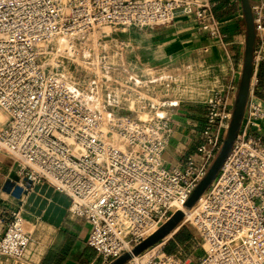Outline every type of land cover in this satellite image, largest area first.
I'll return each instance as SVG.
<instances>
[{"label":"built area","instance_id":"2783aa9c","mask_svg":"<svg viewBox=\"0 0 264 264\" xmlns=\"http://www.w3.org/2000/svg\"><path fill=\"white\" fill-rule=\"evenodd\" d=\"M217 5L0 0V155L17 165L5 189L19 199L46 186L67 198L68 213L89 225L85 244L100 264L131 254L183 212L219 154L242 72L236 77L228 49L244 50L245 35L227 40ZM250 6L252 75L231 150L190 217L127 264H264V0ZM235 12L244 21L241 7ZM180 18L195 22V46L164 53L151 32ZM217 50L229 70L225 88L207 85ZM183 106L201 108L204 120L176 164L170 151ZM186 225L200 240L195 262L178 244L166 253ZM29 243L12 210L0 228V264L20 263Z\"/></svg>","mask_w":264,"mask_h":264},{"label":"crops","instance_id":"0c3cea01","mask_svg":"<svg viewBox=\"0 0 264 264\" xmlns=\"http://www.w3.org/2000/svg\"><path fill=\"white\" fill-rule=\"evenodd\" d=\"M235 0H218L217 10L225 28L228 41H241L244 21L235 10L241 5H231ZM255 0H249L250 5ZM234 9V10H233ZM153 44L164 53L180 52L195 46L196 25L190 18H180L174 21L169 29H157L151 32ZM190 50V49H189ZM243 49L231 47L228 54L233 57L234 69L240 67ZM183 54V53H180ZM215 61L218 66L216 86L225 88L230 76L227 62L223 52L215 51ZM180 61L182 56L179 57ZM212 84L211 79L208 86ZM180 108L177 117V128L172 138L170 155L175 162L180 153L195 143L194 134L187 137L188 132L201 127L204 113L201 108ZM191 127V129H189ZM189 129V130H188ZM186 137L183 138L182 136ZM259 137L264 143V129ZM181 139L180 141H178ZM188 143L185 144V140ZM5 161L0 158V162ZM13 168L0 166V228H6L10 222L12 210H19L23 218L25 231L30 236V243L24 253L22 261L18 264H100L95 253L86 247V241L91 232L89 225L68 213V199L52 191L46 186H38L29 190L21 198H13L5 189V183L10 177ZM3 264H16L5 260Z\"/></svg>","mask_w":264,"mask_h":264},{"label":"water","instance_id":"95a60500","mask_svg":"<svg viewBox=\"0 0 264 264\" xmlns=\"http://www.w3.org/2000/svg\"><path fill=\"white\" fill-rule=\"evenodd\" d=\"M239 1L243 12L244 26H245V47L243 54V65H242L239 88L234 105L233 116L229 128L226 132L225 140L222 144L219 154L215 159V161L213 162L210 170L208 171L207 176L199 184V186L196 188V190L193 192V194L190 196V198L184 205L183 212L175 213L171 218V220L166 225H164L161 229H159L150 238L146 239L141 244H139L131 252V254H126L121 258L115 260L111 264H127L132 257L139 256L140 254L144 253L149 248L154 246L156 243H158L160 240L167 237L174 230L175 226L181 222L184 216V212L191 210L196 204V202L208 190V188L216 178L223 162L225 161L231 150V147L239 131L244 109L248 99L249 86L252 75V53L255 42L254 26L252 21V13H251V6L249 0H239Z\"/></svg>","mask_w":264,"mask_h":264},{"label":"rangeland","instance_id":"374dc122","mask_svg":"<svg viewBox=\"0 0 264 264\" xmlns=\"http://www.w3.org/2000/svg\"><path fill=\"white\" fill-rule=\"evenodd\" d=\"M244 28H245V26H244ZM243 54H244V50L242 52V56L240 59V63H239L240 66L243 65ZM209 75H210V79L212 81V85H216V83H217L216 77L218 76V70H216V67L214 65L212 68L209 67ZM212 75H213V77H212ZM188 107L189 106H183V109L188 108ZM179 111H180V107L178 109V113H179ZM189 129H191V127H189ZM196 131L197 130H195V129L193 131L190 130V132H188V134H187V137L191 136L192 134H195ZM182 137L186 138L184 136H182ZM180 140L181 139H179L178 141H180ZM188 141L189 140L186 139L185 144H187ZM0 158L5 159V161L0 162V166L3 165L5 167L13 168V170H16L17 165L14 164L10 159H8L7 157L2 156V155H0ZM179 162H180V158H176L175 163L178 164ZM175 244H178L183 249H185L187 258L190 259L192 262H195L196 258H198L199 256L201 257V255H202L200 240H199L197 234L195 233L194 229L190 225L183 226L177 232V234L172 236V238L168 242V247H167L168 251L173 252L175 249ZM197 254H198V256H196Z\"/></svg>","mask_w":264,"mask_h":264},{"label":"bare ground","instance_id":"6f19581e","mask_svg":"<svg viewBox=\"0 0 264 264\" xmlns=\"http://www.w3.org/2000/svg\"><path fill=\"white\" fill-rule=\"evenodd\" d=\"M4 119H5V118L0 114V123H2V122L4 121ZM76 152L81 154V151H80V150H76ZM191 213H192V210H189V211L184 212L186 218H189L190 215H191ZM168 237H169V236H168ZM168 237H167V238H168Z\"/></svg>","mask_w":264,"mask_h":264},{"label":"trees","instance_id":"16d2710c","mask_svg":"<svg viewBox=\"0 0 264 264\" xmlns=\"http://www.w3.org/2000/svg\"><path fill=\"white\" fill-rule=\"evenodd\" d=\"M166 253H167V254H170V253H172V252H170V251H168V249H166Z\"/></svg>","mask_w":264,"mask_h":264}]
</instances>
